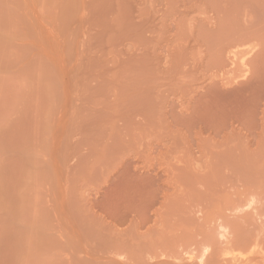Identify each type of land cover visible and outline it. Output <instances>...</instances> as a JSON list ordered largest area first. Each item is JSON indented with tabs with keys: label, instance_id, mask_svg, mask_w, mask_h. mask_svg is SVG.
I'll use <instances>...</instances> for the list:
<instances>
[{
	"label": "rangeland",
	"instance_id": "374dc122",
	"mask_svg": "<svg viewBox=\"0 0 264 264\" xmlns=\"http://www.w3.org/2000/svg\"><path fill=\"white\" fill-rule=\"evenodd\" d=\"M263 146L264 0H0V264H264Z\"/></svg>",
	"mask_w": 264,
	"mask_h": 264
},
{
	"label": "bare ground",
	"instance_id": "6f19581e",
	"mask_svg": "<svg viewBox=\"0 0 264 264\" xmlns=\"http://www.w3.org/2000/svg\"><path fill=\"white\" fill-rule=\"evenodd\" d=\"M230 123H231V122H230ZM232 129H233V128H232ZM231 131H232V130H231ZM234 133H235V132H234ZM237 134H238V133H237ZM235 135H236V133H235ZM239 135H240V134H239ZM240 138H241V137H240ZM241 139H242V138H241ZM239 141H240V140H239ZM237 143H238V142H237ZM230 144H231V143H230ZM241 144H242V142H241ZM229 146H230V145H229ZM233 147L235 148V146H234L233 143H232V149H234ZM228 148H229V147H228ZM237 148H238V147H237ZM242 148H243V147H242ZM263 148H264V146H263ZM232 149H231V146H230V151H232ZM239 150H240V147H239ZM239 150H238V151H239ZM256 150H257V149H256ZM262 150H263V149H262ZM233 152H234V151H233ZM230 153H231V152H230ZM242 153H243V152H242ZM254 153H255V150H254ZM228 154H229V152H228ZM249 154H251V153H249ZM229 155H230V154H229ZM226 156H227V155H226ZM242 156H243V155H242ZM242 156H241V158H242ZM262 156H263V155H261V157H262ZM245 158H246V157H244V159H245ZM247 158H248V157H247ZM250 158H251V157H250ZM256 158H258V157H256ZM239 159H240V158H239ZM252 159H253V158H252ZM259 159H260V158H258V160H259ZM254 160H255V158H254ZM263 160H264V159H263ZM227 161H228V160H227ZM229 161H230V160H229ZM231 161H232V159H231ZM231 161H230V162H231ZM241 161H242V159L239 161V163H240ZM246 161H247V160H246ZM246 161H245V162H246ZM235 162L237 163L238 161L236 160ZM245 162H243V163H245ZM251 162L253 163L252 160H251ZM254 162H256V161H254ZM258 162H259V161H258ZM258 162H257V163H258ZM232 163H233V162H232ZM248 163H249V166H251V165H250V161H249V159H248ZM248 163H247V164H248ZM252 163H251V164H252ZM259 164H260V163H259ZM228 165H229V164H228ZM234 165H235V164H234ZM236 165H237V164H236ZM236 165H235V166H236ZM241 165H242V163H241ZM254 165H255V163H254ZM254 165H253V166H254ZM230 166H232V165L230 164ZM230 166H229V167H230ZM237 166H238V165H237ZM242 166H244V165H242ZM246 166H248V165H246ZM246 166H245V167H246ZM255 166H256V165H255ZM263 166H264V165H263ZM263 166H262V167H263ZM233 167H234V166H233ZM239 167H240V165H239L237 168H239ZM259 167H260V166H259ZM259 167H258V169H259ZM260 168H261V167H260ZM230 169H232V168L230 167ZM263 169H264V168H263ZM240 170H245V169H242V168H241ZM240 170L238 169L237 171H240ZM247 170H248V168H247ZM233 171H234V170H233ZM255 171H256V170H255ZM257 171H258V170H257ZM262 171H264V170H262ZM244 172H245V171H244ZM244 172H243V173H244ZM259 172H261V171H259ZM231 173H233V172L231 171ZM238 173H239V172H238ZM245 173H246V174H249V172H247V171H246ZM253 173H254V171H253ZM233 174H234V173H233ZM236 174H237V173H236ZM254 174H255V173H254ZM258 174H261V173H258ZM244 175H245V174H244ZM256 175H257V174H256ZM263 175H264V174H263ZM232 176H233V175H232ZM232 176H231V177H232ZM240 176H242V174H241ZM252 176H253V175H252ZM252 176H251V177H252ZM236 177H237V176H236ZM242 177H243V176H242ZM255 177H256V176H255ZM261 177H263V176H261ZM240 178H241V177H240ZM247 178H248V177H247ZM256 179H257V178H256ZM242 180H245L244 177H243ZM251 180H252V179H251ZM257 180H258V179H257ZM209 181H210V180H209ZM245 181H248V179L245 180ZM245 181H244V182H245ZM252 181H253V180H252ZM254 181H255V180H254ZM241 182H242V181H241ZM248 182H249V181H248ZM248 182H247V183H248ZM245 183H246V182H245ZM262 184H263V183H262ZM263 185H264V184H263ZM262 192H264V191H262ZM259 193H260V192H259ZM262 194H263V193H262ZM263 197H264V195H263ZM259 200H260V199H259ZM238 206H240V205H238ZM241 206H242V205H241ZM232 207H233V206H232ZM234 207H235V208H233V209H237V208H236L237 205H234ZM238 208H239V207H238ZM255 208H256V207H255ZM252 209H253V208H252ZM256 209H257V208H256ZM259 209H260V207H259ZM262 209L264 210V208H262ZM243 210H244V209H243ZM236 211H237V210H236ZM239 211H240V210H239ZM256 211H257V210H256ZM241 212H242V211H241ZM258 212H260V214L263 215V213H261V212H262L261 210L258 211ZM263 212H264V211H263ZM238 213H239V212H238ZM242 213H243V212H242ZM248 213H249V211H248ZM244 214H245V213H243V215H244ZM258 214H259V213H258ZM239 216H240V215H239ZM241 216H242V215H241ZM241 216H240V217H241ZM223 217H224V216L222 215L221 218H223ZM234 217H235V216H234ZM236 217H237V215H236ZM240 217H239V218H240ZM244 217L247 218L245 215H244ZM237 218H238V217H237ZM239 218H238V219H239ZM141 219H142V218H141ZM235 219H236V218H235ZM242 219H243V218H242ZM240 220H241V218H240ZM240 220H238V221H239L238 224L241 223ZM248 220H249V219H248ZM248 220H247V221H248ZM235 221H237V220H235ZM223 222H225V220H223ZM231 222H232V221H231ZM242 222H243V220H242ZM262 222H263V221H262ZM262 222H261V223H262ZM205 223H209V222H207V220H206ZM221 223H222V222H221ZM233 223H234V221H233ZM233 223H231V226H232L233 229H236L235 231H238L239 229H240V231L243 230V229H242L243 226L241 227V224H244L245 222L241 223L240 226H239V225H236V223H235V224H233ZM261 223H260V224H261ZM219 224H220V223H219ZM251 224H253V222H251ZM262 224H263V223H262ZM207 225H209V224H207ZM207 225H206V226H207ZM234 225H236V226H238V227H240V228H238V227L236 228V226H234ZM244 225H246V224H244ZM203 226H204V227H203ZM221 226H222V225H221ZM233 226H234V227H233ZM246 226H249V225H246ZM250 226H252V225H250ZM255 226H256V225H255ZM260 226H262V227H261L259 230H258V228H255V229L258 230V234L256 235V239H252V240H251V239H249V238L247 237V234H249V232H246V231H245L247 227L245 228V230H244L245 232H243V233H240V234H239L240 231H239V232H236V234L238 233L239 236H238V235H235L234 238H235V244H236L235 246H237V245L239 246V243H240V244H241L240 246L243 247L244 244L248 243L247 247H248V248H252V250H250V251H252L253 253H255V252H259V253H260V255L257 254V253H255V254H257V256H258V255L261 256V258H260V260H261V259H264V236H263V235H264V226H263V225H260ZM260 226H256V227H260ZM200 227H201V229H203V228L205 229V228H206V227H205V224H203V225L200 226ZM202 227H203V228H202ZM252 227H253V226H252ZM210 228H211V227H210ZM222 228H223V227H222ZM225 228H226V227H225ZM225 228H223V229H225ZM250 228H251V227H250ZM250 228H249L248 231H250L251 229H252L251 231H253V230L256 231L254 228H251V229H250ZM199 229H200V228H199ZM204 229H203V230H204ZM223 229H222V230H223ZM237 229H238V230H237ZM194 230H195V229H194ZM197 230H198V228H197ZM197 230H195V231H197ZM214 230H215V229H214ZM235 231H234V232H235ZM251 231H250V232H251ZM184 232H185V231H184ZM184 232H183V234H186V233H184ZM190 232H191L192 234L194 233L193 230H191ZM199 232L201 233L202 230H201V231H197V232H195V233H198L199 235H202V234H200ZM208 232H209V231H207V234H211V233H208ZM210 232H211V231H210ZM212 232H213V229H212ZM202 233H203V235H204V234L206 235L205 231H203ZM225 233H226V232H225ZM246 233H247V234H246ZM188 234H189V233H188ZM198 234H193L194 236L191 235V236H190V238L192 237L191 240H193V237L196 238L195 236H197ZM245 234H246V236H245ZM205 235H204V236H201V237H205V239H206L207 236H205ZM224 235H225V234H224ZM226 235H227V234H226ZM185 236H186V235H185ZM237 236H238V237H237ZM257 236H258V237H257ZM186 237H187V236H186ZM222 237H223V236H222ZM225 237L227 238L228 236H225ZM188 238H189V237H188ZM209 238L211 239V238H213V236H209V235H208V238H207L208 241L210 240ZM223 238H224V237H223ZM196 239H197V238H196ZM198 239H201L203 242H204V241H207V239L204 240V239L199 238V237H198ZM214 239H215V237H214L213 239H211V240H214ZM189 240H190V239H189ZM198 241H199V240H198ZM202 241H201V242H202ZM208 241H207V242H208ZM207 242H206V243H207ZM213 242H214V241H213ZM228 242H229V241H228ZM236 242H237L238 244H237ZM208 243H210V242H208ZM242 243H243V245H242ZM245 246H246V245H245ZM248 248H247V249H248ZM248 251H249V250H248ZM254 251H255V252H254ZM250 253H251V252H250ZM253 255H254V254H253ZM253 255H252V257H253ZM259 256H258V257H259ZM246 260H247V259H246ZM261 261H262V260H261ZM262 262H263V261H262Z\"/></svg>",
	"mask_w": 264,
	"mask_h": 264
}]
</instances>
